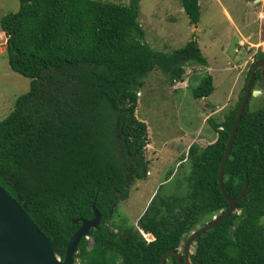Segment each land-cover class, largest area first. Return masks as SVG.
I'll return each mask as SVG.
<instances>
[{
	"label": "trees",
	"instance_id": "1",
	"mask_svg": "<svg viewBox=\"0 0 264 264\" xmlns=\"http://www.w3.org/2000/svg\"><path fill=\"white\" fill-rule=\"evenodd\" d=\"M140 3L19 0L17 12L0 18L9 36V65L30 79V90L0 121V184L61 259L80 219H93L95 204L102 220L90 230L92 242L79 243L78 264H160L167 250L182 249L204 218L211 221L229 208L219 171L253 63L235 106L222 122L212 123L216 140L203 149L190 146V173L176 181L183 191L154 197L138 230H129L124 219L112 223L119 234L107 226L113 205L128 199L129 182L145 176L150 129L139 116L145 110L139 91L150 87L149 74L160 70L172 82L182 81L188 63L208 65L195 39L172 52L152 49L139 22ZM182 7L190 23L198 24L199 0H182ZM256 58H264V48ZM160 87L169 86L155 91ZM263 87L257 70L253 90ZM213 92L208 75L194 97ZM255 98L251 93L224 171L228 196L236 199L246 178L247 192L234 213L193 241L191 264H264V108L251 110ZM140 230L153 240L146 242ZM166 264L178 262L169 254Z\"/></svg>",
	"mask_w": 264,
	"mask_h": 264
},
{
	"label": "rangeland",
	"instance_id": "2",
	"mask_svg": "<svg viewBox=\"0 0 264 264\" xmlns=\"http://www.w3.org/2000/svg\"><path fill=\"white\" fill-rule=\"evenodd\" d=\"M101 1L125 5L129 0ZM19 5V0H0L1 17ZM140 5L139 22L152 49L172 52L196 39L208 65L188 63L184 80L175 82L163 71H152L146 81L150 87L140 89V107L145 110L139 116L150 129L143 149L146 174L141 180L130 181L128 199H118L112 207L107 226L118 234L112 223L120 225L124 219L129 230H138V220L154 197L166 198L183 191L176 187V181L190 173V146L203 149L216 140L212 123L222 122L235 106L257 47H264V0H199L201 16L196 25L190 23L182 0H141ZM7 46L8 42L1 47L5 54L0 56V121L14 108L16 99L30 90V80L11 70ZM208 75L213 78L214 92L208 98L196 99L194 90ZM161 84L169 87L155 91ZM261 91L252 100L251 110L264 108V89ZM203 222L209 221L204 218ZM200 224L192 230L199 229ZM145 239L153 240L147 235Z\"/></svg>",
	"mask_w": 264,
	"mask_h": 264
},
{
	"label": "water",
	"instance_id": "3",
	"mask_svg": "<svg viewBox=\"0 0 264 264\" xmlns=\"http://www.w3.org/2000/svg\"><path fill=\"white\" fill-rule=\"evenodd\" d=\"M259 63H256L254 66L250 81L246 87L243 101L239 107L237 117L227 141L219 171L220 188L223 196L229 202V208L218 217L193 232L184 242L182 253L173 249L167 250L160 264H166L169 254L175 256L178 264H183V260L185 264H191L189 260V249L193 241L198 236L213 229L229 215L234 213L238 201H240L247 192L249 180L246 178L244 188L240 195L236 199L228 196L224 188V171L238 131L240 120L252 92L255 71L260 65L264 66V60L260 65ZM252 94L253 96H259L262 92L254 90ZM92 207L94 211L93 219H80L81 225L70 237L64 258L59 259L47 236L38 228L29 214L0 184V264H75L74 256L78 251L79 243L83 238L89 236L91 229H97L102 220V214L96 208L95 204H93ZM78 222L79 220L77 219L73 220L74 224ZM197 264L201 263L199 262Z\"/></svg>",
	"mask_w": 264,
	"mask_h": 264
},
{
	"label": "clouds",
	"instance_id": "4",
	"mask_svg": "<svg viewBox=\"0 0 264 264\" xmlns=\"http://www.w3.org/2000/svg\"><path fill=\"white\" fill-rule=\"evenodd\" d=\"M184 10V9H183ZM17 12V11H16ZM190 21V20H189ZM200 21V20H199ZM199 23V22H198ZM142 25V24H141ZM8 40H9V36L7 35V33L0 27V56L1 55H3V54H5L4 52H1V47H4L5 45H6V43L8 42ZM196 40V39H195ZM261 48H264V47H261V46H259V47H257V49H258V51L256 52V54H255V59H254V61H253V68H252V72H253V69H254V66L256 65V63H259V62H261V61H263L264 60V58H262V59H258V58H256V56H257V54L259 53V51H260V49ZM256 62V63H255ZM260 64V63H259ZM10 66V65H9ZM11 68V67H10ZM258 69V68H257ZM12 70V69H11ZM13 71V70H12ZM15 72V71H14ZM256 72L257 71H255V76H256ZM17 73V72H16ZM19 74V73H18ZM252 74V73H251ZM21 75V74H20ZM23 76V75H22ZM255 76H254V81H255ZM25 78H27V77H25ZM251 78V77H250ZM27 79H29V78H27ZM30 80V79H29ZM250 81V80H249ZM249 83V82H248ZM253 85H254V83H253ZM255 90H257V91H259L260 89H255ZM254 90H253V86H252V92H253ZM261 91V90H260ZM251 92V93H252ZM262 92V91H261ZM141 94H139V96H140ZM3 105H6V102L4 101V103H3ZM140 120V119H139ZM142 121V120H141ZM145 174H146V170H145ZM149 206V205H148ZM226 211V210H225ZM224 211V212H225ZM221 213H223V212H220L219 214H217V215H215L213 218H212V220L214 219V218H216V217H218ZM211 220V221H212ZM210 222V221H209ZM140 232H141V234H142V236L144 237H146V235H149V234H147V233H144L142 230H140ZM90 235V234H89ZM145 237H144V239H145ZM86 239L87 238H90L89 236H87V237H85ZM145 241L146 242H150V241H147L146 239H145ZM180 253H181V251H179ZM183 252V251H182ZM58 256V255H57ZM58 258L59 259H61V257H59L58 256ZM75 260V259H74ZM189 260H190V258H189ZM75 264H76V261H75ZM78 264V263H77ZM183 264H185V262H184V260H183Z\"/></svg>",
	"mask_w": 264,
	"mask_h": 264
},
{
	"label": "flooded vegetation",
	"instance_id": "5",
	"mask_svg": "<svg viewBox=\"0 0 264 264\" xmlns=\"http://www.w3.org/2000/svg\"><path fill=\"white\" fill-rule=\"evenodd\" d=\"M261 62H262V61H261ZM261 62H260V64H261ZM255 63H256V62H255ZM260 64H259V65H260ZM257 70H260V72H261V78H262V80H263V84H264V78H263V75H264V66H261V65H260V66L258 67ZM257 70H256V71H257ZM263 89H264V87H263ZM261 90H262V89H261Z\"/></svg>",
	"mask_w": 264,
	"mask_h": 264
},
{
	"label": "crops",
	"instance_id": "6",
	"mask_svg": "<svg viewBox=\"0 0 264 264\" xmlns=\"http://www.w3.org/2000/svg\"><path fill=\"white\" fill-rule=\"evenodd\" d=\"M18 9H19V6H18V8L14 12H16ZM1 14H2V11H0V17H1Z\"/></svg>",
	"mask_w": 264,
	"mask_h": 264
}]
</instances>
